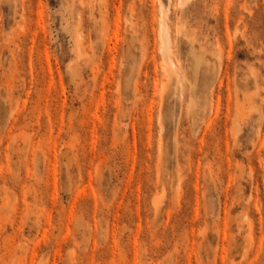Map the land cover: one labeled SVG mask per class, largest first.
<instances>
[{
  "label": "rangeland",
  "instance_id": "obj_1",
  "mask_svg": "<svg viewBox=\"0 0 264 264\" xmlns=\"http://www.w3.org/2000/svg\"><path fill=\"white\" fill-rule=\"evenodd\" d=\"M0 264H264V0H0Z\"/></svg>",
  "mask_w": 264,
  "mask_h": 264
},
{
  "label": "bare ground",
  "instance_id": "obj_2",
  "mask_svg": "<svg viewBox=\"0 0 264 264\" xmlns=\"http://www.w3.org/2000/svg\"><path fill=\"white\" fill-rule=\"evenodd\" d=\"M183 1V0H181ZM187 1V0H186ZM183 2H181L182 4ZM161 50L165 56H167L168 52L171 48V38H170V32L167 26H164L161 30Z\"/></svg>",
  "mask_w": 264,
  "mask_h": 264
}]
</instances>
